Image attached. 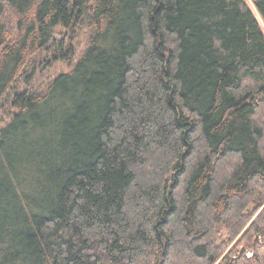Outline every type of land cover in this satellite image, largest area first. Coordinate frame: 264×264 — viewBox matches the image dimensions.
<instances>
[{
	"label": "trees",
	"instance_id": "obj_1",
	"mask_svg": "<svg viewBox=\"0 0 264 264\" xmlns=\"http://www.w3.org/2000/svg\"><path fill=\"white\" fill-rule=\"evenodd\" d=\"M249 2L0 0V264H264Z\"/></svg>",
	"mask_w": 264,
	"mask_h": 264
},
{
	"label": "rangeland",
	"instance_id": "obj_2",
	"mask_svg": "<svg viewBox=\"0 0 264 264\" xmlns=\"http://www.w3.org/2000/svg\"><path fill=\"white\" fill-rule=\"evenodd\" d=\"M247 2L250 3L249 0H247ZM261 26H262V29L264 31V25L261 24ZM56 38L58 40L62 38V35H60V30H57ZM78 39L79 40H77L75 43L77 45V47H78V45H81V43L83 42V40H82L83 36H80ZM64 69L66 70V66L63 63H58L55 66L51 67V69L49 68V69L45 70L43 73H40L37 80L35 81L34 86L43 85L44 83H46L48 81V77L53 76L56 72H58L60 70H64ZM258 241L260 243L264 242V240L260 236H258ZM251 254L252 253L250 251H246L245 255L247 257H250Z\"/></svg>",
	"mask_w": 264,
	"mask_h": 264
}]
</instances>
